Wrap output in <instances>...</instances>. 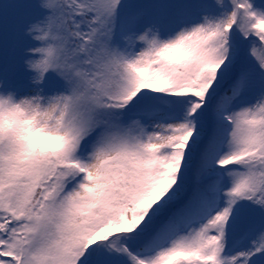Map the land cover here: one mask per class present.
Masks as SVG:
<instances>
[{"label":"snow or ice","instance_id":"obj_1","mask_svg":"<svg viewBox=\"0 0 264 264\" xmlns=\"http://www.w3.org/2000/svg\"><path fill=\"white\" fill-rule=\"evenodd\" d=\"M0 264H264V0H0Z\"/></svg>","mask_w":264,"mask_h":264}]
</instances>
